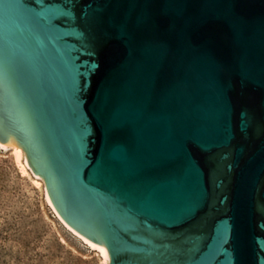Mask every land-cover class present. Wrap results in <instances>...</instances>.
<instances>
[{
    "label": "water",
    "instance_id": "1",
    "mask_svg": "<svg viewBox=\"0 0 264 264\" xmlns=\"http://www.w3.org/2000/svg\"><path fill=\"white\" fill-rule=\"evenodd\" d=\"M0 145L107 264H264V0H0Z\"/></svg>",
    "mask_w": 264,
    "mask_h": 264
},
{
    "label": "rangeland",
    "instance_id": "2",
    "mask_svg": "<svg viewBox=\"0 0 264 264\" xmlns=\"http://www.w3.org/2000/svg\"><path fill=\"white\" fill-rule=\"evenodd\" d=\"M0 264H106L56 215L23 152L1 146Z\"/></svg>",
    "mask_w": 264,
    "mask_h": 264
},
{
    "label": "bare ground",
    "instance_id": "3",
    "mask_svg": "<svg viewBox=\"0 0 264 264\" xmlns=\"http://www.w3.org/2000/svg\"><path fill=\"white\" fill-rule=\"evenodd\" d=\"M2 148H9V147H4V146H2V145H0ZM11 148V147H10ZM13 149V151H14V153H15V155L17 156V157H20L21 155H22V151H21V149L19 148V147H16V148H12ZM48 201V200H47ZM67 227V226H66ZM68 229H70L69 227H67ZM71 230V229H70ZM72 231V230H71ZM73 232V231H72ZM73 233H75V232H73ZM76 234V233H75ZM77 235V234H76ZM78 236V235H77ZM79 238H81L80 236H78ZM84 242H86L88 245H89V247H91L92 249H95V250H97L101 255H102V253L100 252V250L98 249V248H96L95 246H93L92 244H90L89 242H87L86 240H84L83 238H81ZM103 256V255H102ZM103 258H104V261H105V263L107 264V262H108V259L107 258H105L104 256H103Z\"/></svg>",
    "mask_w": 264,
    "mask_h": 264
}]
</instances>
